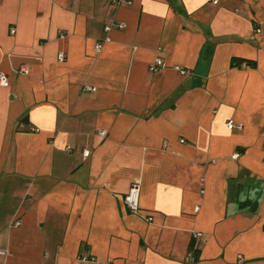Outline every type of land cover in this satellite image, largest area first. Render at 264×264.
<instances>
[{
    "label": "crops",
    "instance_id": "obj_1",
    "mask_svg": "<svg viewBox=\"0 0 264 264\" xmlns=\"http://www.w3.org/2000/svg\"><path fill=\"white\" fill-rule=\"evenodd\" d=\"M213 1L0 0V264H264V0Z\"/></svg>",
    "mask_w": 264,
    "mask_h": 264
},
{
    "label": "built area",
    "instance_id": "obj_2",
    "mask_svg": "<svg viewBox=\"0 0 264 264\" xmlns=\"http://www.w3.org/2000/svg\"><path fill=\"white\" fill-rule=\"evenodd\" d=\"M216 3L217 2L214 0L213 4H216ZM114 27H116L117 29H122L124 26H123V24H115V23H110V24L105 25L104 28H103V32H104L105 36L102 39V41L98 42L95 45V51L96 52L100 51L103 43H106V42L109 41L108 35H109L110 31L112 30V28H114ZM62 61H63V54L59 53L57 55V62L61 63ZM163 68H165V66L162 63V61L159 58H155L154 62L149 67V71L152 72V73H155L158 70H161ZM174 69H175V71H177L181 75H188L189 74V72L187 70H184L182 68L175 67ZM19 72L21 74H27V70L25 68H21L19 70ZM0 87H2V88H7L8 87V81H7L6 77L4 75H2V74H0ZM88 90L94 91V89H88ZM227 127H228V129H231L233 127V123L232 122H228ZM98 136H100L102 138L105 137V132L104 131H100L98 133ZM87 155H88V153L85 152L84 153V157H87ZM138 199H139V188H138L137 185H132L129 188L127 194L124 196L123 203L126 206V208L130 212H132L133 214L138 213ZM195 210H197V208H195ZM147 221L150 222L151 218H147ZM197 237H198V235L195 234L194 238L197 239ZM5 255H6V252H4L3 250H0V257H5ZM189 258H190V260H192L191 256Z\"/></svg>",
    "mask_w": 264,
    "mask_h": 264
}]
</instances>
